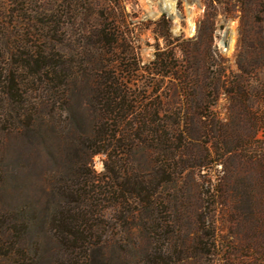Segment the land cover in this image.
<instances>
[{
	"label": "rangeland",
	"instance_id": "obj_1",
	"mask_svg": "<svg viewBox=\"0 0 264 264\" xmlns=\"http://www.w3.org/2000/svg\"><path fill=\"white\" fill-rule=\"evenodd\" d=\"M56 1L0 0V214L18 209L16 212L32 219V226L21 244L28 253L27 259H33L27 264L54 263L53 239L43 233L36 217L47 204H62L57 191L67 179L65 174L73 153L71 137L80 136V130L89 129L92 114L88 101L95 77L101 71H111L114 65L129 66L131 70L124 72L123 77L133 92V99L148 105L157 97L168 113V120L164 122L168 129L171 126L169 119L176 117L174 113L178 110L183 111L186 103L181 83L170 77L161 79L148 75L141 69L137 72L138 68L154 60L157 46L167 51L174 48L177 63L197 70L199 75L204 62L209 60L211 74L206 82L212 88L221 69L228 81H232L238 73L237 59L249 60L258 55L254 45L256 47L260 37H264V4L260 5V0H246V4L240 6L245 10H235L230 15L226 13L224 2L217 5L215 11H208V0H170L172 12L166 10L165 0H119L117 6L111 5L106 10L81 5L75 14L60 22L65 25L66 53L61 60L70 67L72 74L68 91L54 105V98L47 94L40 96L44 87L34 82L29 71L24 74L16 63L25 54L44 52L53 57L57 54V39L62 34H54ZM105 13L115 17L114 23L112 19L111 22L104 20ZM162 15L168 19L166 29L160 23ZM97 21H102L107 33L114 34L117 39L112 53L107 45L93 46L96 39L88 38ZM257 22L260 29L256 28ZM255 30L261 34L253 33ZM225 35L226 47L221 44ZM250 42H254L252 49H248ZM262 54L264 51L260 52ZM11 71L17 80L26 77L22 85L30 96H24L23 101L26 100L25 104L30 101V104L24 112L21 107L10 108L3 100L1 81ZM258 83L264 84V67L259 68L255 76H246V84L256 86ZM205 100L210 106L209 111L226 123L223 129L226 128L228 138L242 135L249 126L247 119L236 118L234 107L224 95L217 99L210 95ZM253 102L255 105L264 103V96L254 98ZM18 113L23 119L31 116L30 127L17 124L14 118ZM220 136L218 129L209 130L204 141L212 137L218 141ZM186 144L183 151H186ZM255 145L264 148V132L258 134ZM193 150L198 152L197 148ZM228 150L226 156L216 157L221 164L209 165V170L200 172L195 167H188L176 180L174 188L164 193L165 199L169 200L171 196L175 200L174 206H168L167 214L163 215L169 217L165 225L173 234L161 244L178 252L174 256L175 264H194L196 258L187 247H194V244L200 247L199 243L210 242L207 237L200 238L204 234L199 228L202 217L209 222V230H205L213 232L215 254L204 256L198 264H253L260 254H264L260 249L264 247V158L251 153L236 157L231 147ZM153 154L149 147L138 146L133 165L140 167L142 174L149 175L146 167L151 166ZM104 160L102 154L92 157L90 165L96 174L103 171ZM201 174H205L204 179ZM203 180H211L213 189L209 193L202 185ZM142 222L147 223L141 218L127 230L121 225L112 230L122 236L120 248L103 249L98 253V261L130 263L138 261L147 246L157 247L160 243L156 242L158 233L148 225L147 230L143 229ZM125 231L129 234H123Z\"/></svg>",
	"mask_w": 264,
	"mask_h": 264
},
{
	"label": "trees",
	"instance_id": "obj_2",
	"mask_svg": "<svg viewBox=\"0 0 264 264\" xmlns=\"http://www.w3.org/2000/svg\"><path fill=\"white\" fill-rule=\"evenodd\" d=\"M223 2L229 15L235 10H245L240 6L246 4V0H208V11H215L216 6ZM259 3L263 6L264 0ZM55 4L54 34H62L57 39V54L54 57L44 52L25 54L16 63L24 74L29 71L34 82L44 87V93L40 90V96L47 94L54 98V105L68 91L72 74L70 67L61 60L66 55L63 37L65 25L60 23L61 20L75 14V10L81 5H85V8L99 6L106 10L111 5L117 6L119 0H58ZM103 17L106 22H111V19L113 23L115 21V17L107 13ZM259 21L261 22L260 19ZM160 23L166 29L168 19L162 15ZM257 23L256 28L260 29L259 22ZM95 25L90 29L88 38L96 39L93 46L107 45L109 53H112L116 49L115 35L107 33L102 21H97ZM253 33L259 35L261 31L255 30ZM159 35L163 36L161 33ZM260 38L262 39L257 41L256 47L254 42L248 44V49H252L254 45L258 55L249 60L243 57L237 59L238 73L232 81H228L224 69H221L212 88L206 82L211 74L209 60L204 62L199 75L197 70L177 63L174 48L167 51L157 46L154 60L149 65L138 68L137 72L141 69L148 75L161 79L170 77L181 83L180 89L186 103L183 111L178 110L174 113L176 117L169 119L171 126L168 129L164 127L168 113L157 97L148 105L133 99V92L126 86L123 77L124 72L131 70L129 66L121 68L114 65L113 70L101 71L95 77L88 101L92 114L91 124L88 131L80 130V136L71 137L73 153L65 174L67 179L57 191L62 204H47L36 217L43 233L53 239L56 248L53 264H114L111 260L100 263L98 253L111 246L120 248L122 236L120 233H112V230H116L119 225L127 230L128 226L141 218L147 221L140 224L142 228L147 230V225L151 226L158 233L156 242L160 243L157 247L150 245L144 248L138 261L121 264H175L177 259L174 256L178 252L161 244L173 234L171 229L168 230L170 227L165 225L169 222L166 220L169 217L165 218L163 215L167 214L168 206L173 205L175 198L170 196L167 200L164 193L171 187L174 188L176 180L188 167H195L201 172L209 170V165L221 164L216 157L226 156L230 147L236 157L251 153L264 158V148L255 145L258 134L264 132V103L255 105L253 102L254 98L264 96V84H246L247 75L255 76L257 70L264 67V54L260 55L264 51V37ZM127 77L131 79L130 75ZM24 80L26 77L17 80L14 71H11L1 81L3 100L10 108L21 107L23 112L30 104V101L28 104H25L26 100L23 101V97L29 95L22 85ZM209 90L211 93H208ZM210 95L214 99L224 95L234 107L236 118L241 121L247 119L249 126L242 135L228 138L226 128L223 129L226 123H222V119L211 113L210 106L205 102ZM20 116L18 113L14 118L17 124L24 128L30 127L33 121L31 116L24 119ZM216 129L221 133L218 141L214 137L204 141L208 131ZM186 143L189 148L187 146L186 151H183ZM138 146H147L154 151L155 158L151 161V166L146 167L149 175L142 174V169L133 165ZM196 148L197 153L193 150ZM98 154L104 155L105 160L103 171L96 174L90 162ZM185 157L195 161L185 160ZM200 176L205 178V174ZM202 185L208 193L213 189L211 180H203ZM17 210L0 214V264H27L28 260H33L27 259L28 253L21 245L25 233L32 226V219L22 212H16ZM200 223L199 228L204 231L200 238L207 237L210 242L199 243L200 247L196 244L194 247H187L193 252L196 264L204 256L215 254L213 232L205 230H209L207 218L202 217ZM123 234L129 233L125 231ZM260 249L264 253V247ZM253 264H264V254H260Z\"/></svg>",
	"mask_w": 264,
	"mask_h": 264
},
{
	"label": "bare ground",
	"instance_id": "obj_3",
	"mask_svg": "<svg viewBox=\"0 0 264 264\" xmlns=\"http://www.w3.org/2000/svg\"><path fill=\"white\" fill-rule=\"evenodd\" d=\"M165 8L168 12L173 11V3L170 0H165ZM224 39H227V36L225 35ZM228 41L231 42L228 38Z\"/></svg>",
	"mask_w": 264,
	"mask_h": 264
},
{
	"label": "water",
	"instance_id": "obj_4",
	"mask_svg": "<svg viewBox=\"0 0 264 264\" xmlns=\"http://www.w3.org/2000/svg\"><path fill=\"white\" fill-rule=\"evenodd\" d=\"M221 44H222V46H225V47H226V46H227V41H226V39H223L222 42H221Z\"/></svg>",
	"mask_w": 264,
	"mask_h": 264
}]
</instances>
